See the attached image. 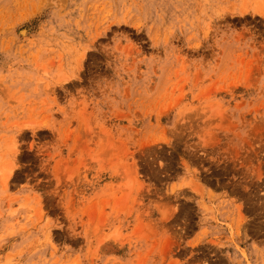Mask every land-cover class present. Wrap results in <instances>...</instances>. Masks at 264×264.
Wrapping results in <instances>:
<instances>
[{"label": "rangeland", "instance_id": "obj_1", "mask_svg": "<svg viewBox=\"0 0 264 264\" xmlns=\"http://www.w3.org/2000/svg\"><path fill=\"white\" fill-rule=\"evenodd\" d=\"M0 264H264V0H0Z\"/></svg>", "mask_w": 264, "mask_h": 264}]
</instances>
